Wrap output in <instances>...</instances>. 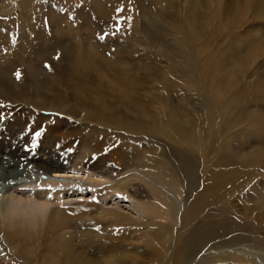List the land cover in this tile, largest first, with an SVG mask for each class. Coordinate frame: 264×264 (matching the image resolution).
Listing matches in <instances>:
<instances>
[{
	"label": "rangeland",
	"instance_id": "374dc122",
	"mask_svg": "<svg viewBox=\"0 0 264 264\" xmlns=\"http://www.w3.org/2000/svg\"><path fill=\"white\" fill-rule=\"evenodd\" d=\"M0 117V264H264V0H0Z\"/></svg>",
	"mask_w": 264,
	"mask_h": 264
},
{
	"label": "bare ground",
	"instance_id": "6f19581e",
	"mask_svg": "<svg viewBox=\"0 0 264 264\" xmlns=\"http://www.w3.org/2000/svg\"><path fill=\"white\" fill-rule=\"evenodd\" d=\"M20 32V31H19ZM24 40H25V36L24 35H20V33H18V34H16V35H14V42H15V45H16V47L17 46H20V45H23L24 44ZM15 47V46H14ZM32 105H35L34 103L32 104ZM35 108H37V107H35ZM34 108V109H35ZM164 172L165 171H161V170H159V171H157L156 173H154V175H155V180H154V183H153V185H154V187H156V186H160V188L159 189H157L155 192H154V197H155V203H153V202H150L149 203V205H155L157 202H161L163 205H161V203L158 205V210H160L161 208H163V207H166L167 208V210L170 212V214H171V212H172V210H173V208H174V206H170L169 204H168V202H169V199H170V202H171V204L172 205H174V203H173V200L170 198V195H169V191H166V192H164V191H162V185L159 183V180H158V178H166V177H168L169 178V182H170V186H172V188H174V187H176V185H175V183L173 182V179L171 178V174L169 173L167 176H165L164 175ZM141 177V176H140ZM14 178V177H13ZM10 179H11V177H10ZM162 181V180H161ZM167 181V180H166ZM168 183V182H167ZM160 184V185H159ZM165 184V183H164ZM169 186V187H170ZM209 186V187H208ZM224 185L222 184V182H220L219 183V181H218V183H212V185H207V188L208 189H212V191L211 192H213V190H216V191H218V190H220L222 187H223ZM168 187V188H169ZM115 188H118V186H116ZM228 188V187H227ZM170 189V188H169ZM206 189V188H205ZM225 189V188H224ZM222 190V189H221ZM72 192H74V191H71V193ZM206 192V191H205ZM28 193H31V195H33L34 193H36V192H28ZM64 193H68L66 196H68L69 195V193H70V191H68V190H45L44 191V193H43V197H41V198H38V197H35V196H33V198L35 199V201H38V202H35L36 204H39L40 206H47V205H49V204H52V203H54L55 201H58V200H61L60 198H64V196L62 197H58L59 195H62V194H64ZM70 193V194H71ZM207 193V192H206ZM50 195H55V197L56 198H54V200L53 201H51L50 200ZM210 194L208 193V196H209ZM213 195V194H212ZM14 197L15 198H21L20 196H16V194L14 195ZM210 197V196H209ZM212 197H214V196H212ZM211 197V198H212ZM213 200V199H212ZM21 202H27L28 201V199H26V200H20ZM40 202H42V203H40ZM166 204V205H165ZM168 205V206H167ZM156 207V206H155ZM155 207L154 206H151V208L152 209H154L155 210ZM157 209V208H156ZM183 212V211H182ZM206 223V222H205ZM217 223V222H216ZM216 223H214V222H212V221H209L208 223H206V224H203L202 226H201V229H202V231H201V229H200V234H203L204 236H205V241L207 242V243H209V242H211L212 240H214L213 238L217 235V230H216V226H213V225H215ZM223 227H222V226ZM219 228L221 229V228H223V230L222 231H219V233L220 234H222V235H226V232H232V231H236V229L237 228H243V230H244V228H245V226H243L242 224H240L239 222H235V219L234 218H232V221L230 220L229 221V223H227L226 224V222H223V223H221V224H219ZM216 230V231H215ZM249 230V229H248ZM204 232H206L207 234H205ZM212 232H214L216 235H214V234H212ZM197 235H199V234H195V232H193V233H191L190 234V236H189V238L192 240V239H195V237L197 236ZM246 236H250V234L249 235H247L246 234ZM201 237V236H200ZM219 237V236H218ZM216 238V237H215ZM222 238V237H221ZM201 239V238H200ZM225 239V238H224ZM237 241L238 242H247V238L245 237V236H243L242 238H237ZM206 244V243H205ZM235 247H230L229 248V251H228V249L226 248V249H222L221 251H219V253L218 254H216V255H211V256H206V257H204V259H202V261H201V264H213V263H225V264H230V263H238L239 262V260H237L238 258H234L232 255L233 254H235V253H231L230 251H233V250H236V249H240V247H236L235 249H234ZM227 251H228V253H227ZM236 255V254H235ZM237 257V256H236ZM230 262V263H229Z\"/></svg>",
	"mask_w": 264,
	"mask_h": 264
},
{
	"label": "snow or ice",
	"instance_id": "6c2138e0",
	"mask_svg": "<svg viewBox=\"0 0 264 264\" xmlns=\"http://www.w3.org/2000/svg\"><path fill=\"white\" fill-rule=\"evenodd\" d=\"M117 11H123V9L121 8V9H118ZM127 19H130V17H128ZM117 31H119V28H117ZM100 39H104V37L101 36ZM45 67H50V66L45 65ZM15 75H16L17 79H20V78H21V73H20L19 71H17V72L15 73ZM0 119H2V117H0ZM36 136H37V137L40 136V133L37 132V133H36ZM36 146H37L36 141L33 140L32 148H36Z\"/></svg>",
	"mask_w": 264,
	"mask_h": 264
}]
</instances>
